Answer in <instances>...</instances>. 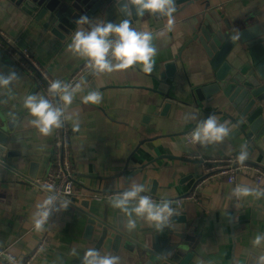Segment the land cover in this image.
<instances>
[{
    "label": "crops",
    "instance_id": "0c3cea01",
    "mask_svg": "<svg viewBox=\"0 0 264 264\" xmlns=\"http://www.w3.org/2000/svg\"><path fill=\"white\" fill-rule=\"evenodd\" d=\"M179 8L184 9L174 16L173 30L153 42L157 51L151 74L143 73L139 65L104 73L95 77L91 87L78 94L68 108L80 124V130L73 131L72 122L65 123L71 137L75 177L72 198L95 203L103 195L126 190L135 179L144 184L148 189L144 194L153 201L170 200L176 212L187 215L188 230L178 233L188 236L202 264H255L256 257L264 255V243L258 248L251 244L257 234H264V196L236 200L231 190L237 184L264 189V179L262 185H257L256 171L245 168L234 184L228 183L225 177L200 182L207 174L204 158L237 156L241 145H246L249 153L244 164L264 170V154L258 149L264 153V124L252 143L244 134L235 133L237 127L230 117L237 118L238 114L227 102H219L218 93L202 100L196 94L200 87L216 81L217 70L210 57L216 34L209 33L206 15L216 11L237 27L242 21L248 26L264 24V0H198ZM122 19L117 10L109 14L103 10L95 15L93 22L119 23ZM166 23V18L152 17L146 22L138 19L133 27L158 33ZM212 24L223 27L215 19ZM0 28L15 48L12 54L0 48V64L19 77L0 105L6 121L15 123L12 132L6 130L9 134L6 148L14 152V156L3 155L0 162V214L14 216L12 221H16L19 228L0 224V256L8 251L23 259L35 249L40 237L48 234L49 244L34 264H81L84 251L96 247L84 237L85 214L78 211L71 200L67 209L56 212L42 231L34 228L32 217L36 205L46 196L34 181L51 167L56 129L51 135L43 136L30 124L32 117L23 106L24 99L30 94H46L36 76L28 75L16 57L21 50L30 52L50 78L65 82L87 62L86 58L74 56L67 50L77 26L63 28L61 36H55L54 25L46 27L44 22H35L9 0H0ZM243 49L238 42L224 63H232ZM92 90L101 93L102 101L83 103V95ZM221 100L227 99L222 97ZM210 113L219 123L228 122L231 134L223 143L207 147L189 143L188 134ZM186 116L191 119L186 120ZM246 129L249 132V128ZM196 190L201 205L188 200L181 205L176 203ZM109 213L121 215L125 222L129 219L110 205ZM132 219L138 241L147 246L173 236L166 232L164 238V230L157 232L142 218L133 216ZM73 248L77 249L78 256L70 254ZM111 254L120 257V264H127L131 255L124 249L119 254ZM4 262L5 258L0 257V264Z\"/></svg>",
    "mask_w": 264,
    "mask_h": 264
},
{
    "label": "clouds",
    "instance_id": "9594fccd",
    "mask_svg": "<svg viewBox=\"0 0 264 264\" xmlns=\"http://www.w3.org/2000/svg\"><path fill=\"white\" fill-rule=\"evenodd\" d=\"M126 18L119 23L100 21L93 22L88 16H81L76 20L77 28L72 34L71 43L67 50L74 56L86 58L85 67L90 74L99 77L104 73L124 71L139 65L145 74H151L154 68L156 48L154 40L170 32L174 27L176 12V0H117ZM166 18L164 29L158 33L148 30H137L132 26L130 17H143L144 15ZM86 26V27H83ZM238 34L230 36L235 42ZM19 79L15 71L3 73L0 71V93L11 91L14 81ZM86 87V81L80 79L75 83H66L59 79L49 81L47 94H30L24 99L23 106L32 117L30 124L43 136H49L54 129H60L66 122L71 121L73 131L80 130L78 120L68 112L74 99ZM102 95L98 90L88 91L83 95L82 102L85 104H99ZM10 115H12L10 113ZM186 120L191 117H185ZM13 121L15 117L13 116ZM232 129L228 122L219 123L215 116H209L201 121L188 134L189 142L202 147L223 143L231 134ZM249 158L246 145H241L236 156V162L243 165ZM42 189L48 193L46 198L36 205V211L32 217L34 228L37 232L42 231L49 217L61 210H66L69 201L64 200L52 185L45 184ZM148 189L144 184L137 183L132 179L126 190L116 193L110 200L109 205L120 210L129 217L127 228L131 231L135 228L133 216L144 219L152 224L157 232L165 227H172V218L178 215L172 207V201L162 199L159 203L154 202L152 197L146 195ZM231 196L236 200L243 197L264 196V189L252 188L245 184H237L231 190ZM264 243V234H257L251 241L254 248ZM71 255L78 256L77 249L71 250ZM9 264H16L14 257H6ZM81 264H120V257L110 252L102 253L96 248H88L81 257ZM255 264H264V255L257 256Z\"/></svg>",
    "mask_w": 264,
    "mask_h": 264
},
{
    "label": "water",
    "instance_id": "95a60500",
    "mask_svg": "<svg viewBox=\"0 0 264 264\" xmlns=\"http://www.w3.org/2000/svg\"><path fill=\"white\" fill-rule=\"evenodd\" d=\"M18 9L35 20V22H44L46 27L55 26L52 32L55 36H61L60 30L63 28L74 29L76 20L81 16H88L94 21V17L103 10L109 14L117 10V13L126 18L121 10V5L117 0H9ZM198 0H176V16L184 8L185 4ZM154 17L159 20L160 17L144 15L143 17H130L132 26L138 19L142 22L148 21ZM165 19V18H164ZM209 33L215 37L212 39L214 52L210 54L213 68L217 70L216 81H210L208 84L197 89L198 98H210L218 93L219 102H227L231 105L238 117H230L235 123L237 130L235 133H242L252 143L263 128L264 124V24L257 23L248 26L242 21L240 26H233L224 16L218 15L212 11L206 15ZM221 23L223 27H214L212 20ZM223 21V23H222ZM238 34L239 38L235 42L229 39L230 36ZM198 36H196L197 38ZM244 48L240 54H237L232 63H224V59L229 52L236 47L237 43ZM20 46H26L20 42ZM0 71L8 73L10 70L0 64ZM167 75H170L167 69ZM94 86V85H93ZM7 91L0 93V105ZM225 97L227 100H221ZM168 105H165L167 108ZM220 113V112H219ZM213 115L210 113L209 116ZM230 116V114H228ZM238 119L240 121H238ZM14 122L6 121L4 113L0 107V162L5 155L7 158L14 156V152L7 151L9 134L13 131ZM246 127L249 128L247 132ZM5 133H3V132ZM261 154H264L258 148ZM198 163L199 161H193ZM31 176L34 178L33 169ZM30 176V177H31ZM155 191L152 190V193ZM73 206L83 214L84 217V237L94 243V247L103 253L119 254L122 249L131 254L127 264H202L194 247H191V241L188 236L179 234L183 230H188L187 215L178 213L172 218V227H165L166 232L173 236L166 240L154 241L153 246H147L138 241V234L135 230L127 228V222L121 215H110L109 205L102 204L99 201L93 203L86 199L78 197L72 198ZM14 216L6 213L0 214V224L11 226L18 229ZM9 221V222H8ZM174 231H177L176 234Z\"/></svg>",
    "mask_w": 264,
    "mask_h": 264
},
{
    "label": "built area",
    "instance_id": "2783aa9c",
    "mask_svg": "<svg viewBox=\"0 0 264 264\" xmlns=\"http://www.w3.org/2000/svg\"><path fill=\"white\" fill-rule=\"evenodd\" d=\"M0 48L4 53L12 54L14 52L13 41L7 36V34L0 28ZM17 50V49H16ZM18 51V50H17ZM17 63L19 66L25 70V72L30 76H36L37 82L47 94V88L49 81L53 79L48 76V74L39 66L34 57L30 52L26 50H21L17 55ZM87 63V62H86ZM83 64L78 70L71 75L65 82L75 83L80 79L86 81V87L90 88L95 76H92L89 70ZM189 142V139H188ZM190 143V142H189ZM203 163L206 168L207 174L203 177L200 183L204 180L214 177H225L227 182L234 184L238 180L239 172L245 168H253L257 173V185H262L264 179V170L259 167H253L250 165H240L236 162V156L232 157H216V158H204ZM199 183V184H200ZM34 184L42 189L45 184L52 185L56 189L57 193L64 200L70 201L74 195L75 190V177L72 162V151H71V137L68 126H64L60 129H56L55 137L53 140V145L51 148V167L47 173L41 177L36 178ZM201 186V185H200ZM46 196L48 193H46ZM116 194V193H115ZM45 196V198H46ZM114 195H103L99 198L100 203L105 204ZM153 199V198H152ZM194 201L201 205L198 198V192L193 191L187 196L176 200L178 205H181L184 201ZM155 202V201H154ZM56 212H54L44 225L48 226ZM49 244L48 234L42 235L35 246V249L23 259L15 257L10 252H5L1 254L0 257L5 258L4 264H9L6 257L11 255L14 257L16 264H34L35 261L40 259L41 255L44 253L47 245Z\"/></svg>",
    "mask_w": 264,
    "mask_h": 264
}]
</instances>
